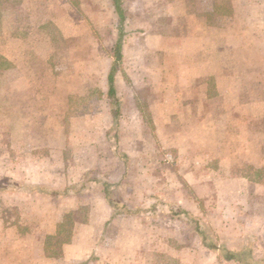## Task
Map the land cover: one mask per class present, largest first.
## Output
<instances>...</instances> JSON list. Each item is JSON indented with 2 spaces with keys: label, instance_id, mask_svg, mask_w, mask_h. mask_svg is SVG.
I'll return each mask as SVG.
<instances>
[{
  "label": "rangeland",
  "instance_id": "374dc122",
  "mask_svg": "<svg viewBox=\"0 0 264 264\" xmlns=\"http://www.w3.org/2000/svg\"><path fill=\"white\" fill-rule=\"evenodd\" d=\"M122 1V8L129 15L124 24H120L112 0H0V187L5 181L33 182L48 176L53 169H71L69 158L72 150L69 147L87 141V128L98 124L113 126L109 132L110 143L101 148V155L109 164L105 168L112 169L117 126L99 99L104 94L102 89L110 66L111 50H115L120 36L128 47L124 63L138 87L130 86V76L128 80V76L120 75L119 78H124L118 79V82L125 90L121 93L129 98L125 103L126 114L121 118L126 130H123L124 135L120 132V144L122 141L130 143L134 139L139 140L138 136L132 135L135 130V133L149 130L151 110L147 99L149 103H154L158 94H163V87H169L170 77L163 68L166 62L176 67L191 63L193 57L186 55L184 60L180 49L182 25L178 27L168 16L170 12L167 10H171L168 4L175 0ZM198 1L199 6L193 8L194 17H197L196 13L200 14L198 17L205 15L201 18L202 22L205 21L204 25H199L200 31L202 28L206 31V52L202 56L205 55L207 67L220 62L224 66L220 70L223 79L231 80V83L221 87L223 93L232 97V101L226 103L228 106L233 104L231 122H227L231 131L227 135H217L221 141L228 138L232 145L237 146L232 153H239V162L243 163V159L257 162L261 150L264 152V0ZM192 3L197 5L196 0H190ZM197 23L193 20L186 24L191 28ZM235 63L238 65L237 72L229 67ZM133 65L140 68L137 75L132 73ZM201 78L198 84L193 81V85L188 84L183 89L179 86L181 90L177 92V98L181 112L186 115L192 111V105H196L192 101L208 94L209 97L214 95L212 76L207 74L205 82H200ZM116 101L117 98L112 96V108L116 107ZM155 105L158 104L150 107ZM140 118L145 123H137ZM226 120L219 121L226 123ZM184 129H178L177 133L181 137L180 143L186 144L188 139L184 135H187V130ZM211 133L208 134L210 142L215 137ZM139 135L142 137L145 134ZM65 145L68 149H61ZM134 145L132 142L128 151L124 149L132 159L120 161L116 158L119 161L115 163L116 172L112 175L119 177L118 169H121L120 177L123 171L125 181L115 189L114 194L144 209L150 208L152 202L156 203L161 213L149 215L156 217L149 221L164 225L162 228L158 226L157 232L147 237V246L134 252L140 255L134 264H177L167 257L170 250H166L169 245L177 246L173 236L179 232L189 244L194 234L206 238L208 243L213 237H218L220 244L232 239L222 236L228 231L231 233V224L233 226L235 221L231 220V216L237 209L231 210L228 203L219 206L216 198L211 199L208 205L217 213L200 217L203 226L200 233L196 231L198 228L194 230L180 219L172 223L163 222L161 218L167 216L165 206L169 203L176 211L183 208V199L174 193L179 192L180 186L163 179V182L148 187L153 158L148 148L150 145H147L148 153L143 146L140 152ZM165 145L158 151L157 157L172 162L173 154L163 149ZM173 147L168 148L172 150ZM164 151L166 153L162 156ZM85 153L76 151L79 160L75 162V171L80 169L82 173H87L92 162H96L99 151L91 150L93 155L89 153V158ZM83 164L88 166L83 167ZM151 174L160 176V169L154 168ZM253 174H261V169H254ZM112 175L109 176L113 178ZM260 190L257 197L250 198L252 205L248 212L251 215L241 217L239 224H243L244 220L259 219L256 213L264 210V187ZM54 206L63 207V204L60 200L28 196L12 189L0 193V264H22L24 259H30V264L39 263L41 247L31 243H24L23 247L19 240L33 238L38 242L39 238L44 239L45 234L52 230L49 222L53 223L52 215L46 210L49 207L54 209ZM191 208L195 211L192 204ZM244 240L249 242V234L245 233ZM190 246V249L194 248ZM130 247L127 245L126 251L120 254H133ZM246 247L247 244L239 245L237 250H241V257L250 264L252 260ZM100 258L101 255H93L92 264H106ZM210 259L213 260V257Z\"/></svg>",
  "mask_w": 264,
  "mask_h": 264
},
{
  "label": "crops",
  "instance_id": "0c3cea01",
  "mask_svg": "<svg viewBox=\"0 0 264 264\" xmlns=\"http://www.w3.org/2000/svg\"><path fill=\"white\" fill-rule=\"evenodd\" d=\"M188 2L189 5L186 0L172 1L168 4L171 6V10L169 9L167 12H170L168 15L169 18H171L178 27L182 25L180 31V39H182L180 48L181 55L184 57V60L186 55H190L193 57L191 59L192 61L191 63L181 66L177 65L176 67L172 64H168L169 61L166 62V66L163 68H165L166 74L170 77V85L169 87L167 85L163 87V94L159 93L154 103L151 101L149 103V99H147V104L151 110V117H148L150 123L149 130H144L143 133L137 131V133L140 132L139 134L141 135L145 134L142 137L135 133V130L132 135L138 136L137 138H139V140L134 139L135 141H131L130 143L122 141L121 144L118 140L117 144L119 143L118 145L123 151H128V148L130 149L132 142H134V148L137 147L138 150L142 152L141 147L143 146L146 153H148L147 145H150L148 148L153 157L150 163L151 172L154 168H159L161 175H153L150 172L148 178L150 183L148 187L152 186V184L163 182V179L165 182L178 183L180 189L177 191L179 192L174 193L183 199V203L181 202L182 207L190 213L192 212L195 214L197 218L200 219V217L204 215L208 216L209 214L214 215L217 213L213 211V208H209L208 205L211 199L214 198L217 199L219 206L221 203H228L231 210L233 208L237 209L236 212L233 213L235 215L231 216V220L235 219L233 226L231 224V233L228 231L227 235L224 236L220 234L222 237H232V239L228 240L229 242L220 244L218 237H213L214 239L209 243L212 247H209L203 243V237L194 234L192 242L189 244L188 241L184 240L183 233L179 232L173 236L178 244L177 246H168L166 251L170 250V253H168L167 257L169 256L171 260L174 259L177 264H207V262L209 264H242L241 260L234 257V255L224 254L221 249L224 248L226 251L241 254V250H237V248L239 245L242 246L247 244L246 248L248 252H250L249 259L263 260L264 210H262V212L260 211V213H256L259 219L252 218L251 220H244L243 224H239L238 221H240V218L244 215L248 217L251 215V213L248 212L251 208L250 198L253 196L257 197V195L261 193L259 189L264 187V152L261 150L260 158L257 162L251 159H243L244 162L242 163V161L239 162V153H232L237 149V146L232 145L230 139L228 141V138H224V140L221 141V137H218L219 134L217 135V133H226L225 135H227L231 131L230 128H227V125L231 122L230 113L233 104H229L228 106L226 103L231 102L232 97L227 93H223L221 88L231 83V80L223 79L220 70H222L224 66L221 65L220 62L218 63L219 65H210L207 67L205 55L204 57L202 56V54L206 52V31L203 28L202 31H200L201 26L204 25L203 23L205 22H202L201 18H205V15L198 17L200 14L196 13L197 17H194L193 8L199 6V1L196 0L197 5H194V3L190 4V0ZM193 20H197L198 25L195 26L193 24L191 28H188L186 23ZM173 28L172 26V30ZM194 30L196 31L195 33L193 32ZM126 45L127 43L124 41L121 49L122 55L116 65L113 84L114 87H116L115 97L121 103V113L119 116V123L121 125L119 126L120 128H118L119 134L120 132L122 133L123 130H126L122 124L121 118L126 114L125 103L129 101V98L126 99L121 93L123 89L120 87L118 79L122 80L124 77L119 78L120 75L128 76V80L130 76V86L132 85L135 89L138 88L134 83L132 75H130L129 69L124 63L126 62L124 55L127 54L128 48ZM200 45H202V47H200ZM111 52L110 66L107 73H105L104 89H102L105 95L103 94V97L101 100L99 99V101L105 111L109 110L108 113L112 116L113 122L115 123L113 117V109L115 107H111L112 96L109 94V74L115 63L114 51L111 50ZM212 53H214V51H212ZM168 54L167 52V56H169ZM230 65L229 67L232 68L234 72H237L238 65L236 63L233 66ZM218 66L219 70H217ZM131 70L133 74L135 73L137 75L140 68L133 65ZM246 70H248V68ZM229 73L236 75V73L233 72ZM207 74H210L214 80V95L209 97L208 94L207 96L198 97L196 101H192V104H196L192 105V111L187 115L182 113L177 98V92L183 89V86H187L188 84L190 86L193 85V81H196L198 84V79L201 77L203 78H201L200 82H205ZM234 85H236V83H234ZM149 92H151V90H149ZM146 94L149 93L146 91ZM221 96L223 99H221ZM248 102L250 101L248 100ZM152 104L158 105L150 107ZM134 110L136 112V106ZM108 113L105 112V114ZM223 118L227 119L226 123L219 121ZM138 121L137 123H145L143 118H140ZM101 125L98 124L87 128V141L79 145L71 144L69 147V149L72 150L71 158H69L71 169L67 171H62L61 168H57V170L53 169L48 176L42 179H40V177L37 181L33 182L16 181L23 184H40L56 190H63L68 186H73L78 183H87V188H84L82 191L59 195L17 190L28 196L34 195L37 198L60 200L63 204V207L54 206V209L49 207L50 210H46L49 215H52L53 223L49 222L51 223L52 230H49L45 234L44 239L39 238L38 242L33 238L30 239L31 241L27 238H21L19 240L23 247H25L24 243H28V245L31 243L41 247L38 264H92L94 263L91 259L93 255H101L100 260L106 264H134L136 258L140 257V255L138 256L134 254V252H139L143 246H147V237L157 232L159 227L162 228L164 226H159L157 222L152 220L149 221V219L154 218L153 216L143 215L141 213L129 214L124 210H116L111 206L104 193L98 189L95 182H93L96 176H100L112 182L113 185H119L117 187L119 188L125 181L123 178L125 177L123 171V176L121 175L120 177L121 169H118L119 177H114L112 175L116 172L114 170L116 166L115 163L117 164L119 161L113 149L112 169L108 170L105 168V165L107 167L109 164L107 165L106 157L101 155V148L107 143H110L111 138L109 132H111L113 126L105 127ZM228 126H230V124ZM181 128H185V131L187 130V135H184L185 138L188 139L186 144L180 143L181 137H179L177 132L179 131L178 129ZM134 129L136 128L134 127ZM81 131L82 130H79L78 132ZM210 133L215 136L212 142L208 141V134ZM163 134H165L164 137ZM122 135H124V132ZM158 138L162 140V142H160ZM164 143L166 145L163 149H165L167 153L172 152L173 154L174 160L172 162L165 160V158L162 160L160 157H157V153L161 151ZM66 145L61 147V149H68ZM171 146H174L175 149L174 147L172 150L168 148ZM109 149L111 150V148ZM91 150L99 151L98 158L95 163L92 162L91 169L87 173H82L80 169L75 171V162L79 160V158H76V151L79 153L86 151L85 155L88 154L89 158ZM166 152L164 151L161 155L163 156ZM127 154L129 155V159H132V156L129 153ZM91 155L93 154L91 153ZM178 155L182 156L179 157ZM80 161L82 162V159ZM104 161H106V164ZM88 165L83 164V167H87ZM127 166H129V164ZM254 169H261V174L255 176L253 174ZM109 175H112L113 178ZM13 180L15 181L16 179ZM191 204L195 207V211L191 208ZM212 204L214 205V203ZM260 216L262 218H260ZM162 221L164 222V220ZM165 222L172 223V221L168 220H165ZM201 223L200 221L198 230H202L203 228ZM212 227L215 229L216 225H212ZM65 229L70 232L63 235V232L66 231ZM180 229L183 230V227L181 226ZM245 233L249 234V242L244 240ZM162 235L165 237L164 234ZM150 244L151 243H149V245ZM127 245L131 246L130 249L133 251V254L127 256L120 254L121 251H126L125 247ZM190 245L194 248L190 249ZM153 250H156V248ZM174 251L176 253H173ZM209 251L212 254L209 253ZM210 257H213V260H211ZM22 262V264H30V259H24Z\"/></svg>",
  "mask_w": 264,
  "mask_h": 264
},
{
  "label": "trees",
  "instance_id": "16d2710c",
  "mask_svg": "<svg viewBox=\"0 0 264 264\" xmlns=\"http://www.w3.org/2000/svg\"><path fill=\"white\" fill-rule=\"evenodd\" d=\"M122 2H123L122 0H112V3L114 5V9L119 16L120 24H124V22L126 23L127 17L129 16L128 14L126 15V12L122 8V5H121ZM121 29H122V27H121ZM121 34H123V33H121ZM122 44H123V38L120 36V38L118 39V41H116V44L114 46L115 50H114L113 54L115 56V63H114L113 68L109 74V82H110V86H109V92L110 93L109 94H110V96H115V94H116V87H114L113 84H114V79H115L116 65H117V62L120 60L121 55H122L121 54ZM116 103H117L116 107L113 109V117H114V121H115L116 126H117L116 141H115V150H116L115 156L121 161V160H127L129 158V155L125 151L120 149V146L117 144V141L119 140V136H120V134L118 132V130H119L118 128H120L119 126L121 125L119 123V120H120L119 116L121 113V103L119 102V100H117ZM93 182H95L98 189L104 193V195L106 196V198L109 201V203L111 204V206L114 207L116 210H119V211L124 210L125 212H127L129 214L141 213L143 215H154V216H157L161 213V211L158 212V206H156V203L152 202L150 208L144 209V207H141L139 205L127 202V201H125V199L117 198L118 196H116L114 194V192H115V189H117V187L119 185H117V184L113 185L112 182L107 181L103 177L96 176L95 179L93 180ZM84 188H87L86 182L78 183V184H75L73 186H68L67 188H64L63 190H56L54 188H50L48 186H44V185H40V184H23V183L11 180V181H5L1 184L0 193L4 190L12 189V190H23L25 192H42V193H48V194H53V195H59V194H65V193H69V192H79V191H82ZM165 211H166L165 214L167 216L164 217V215H163L164 218H161L162 220L174 221V220L180 219L183 221L184 224H186L190 228L194 227V230L197 229L198 226H200L201 220L199 218L193 216L188 210H186L184 208H181L178 211H176L172 207V204L169 203L167 206H165ZM180 216H182V217H180ZM154 218H156V217H154ZM196 231L201 232L202 230H196ZM68 232H70V231L66 230L65 232H63V235L68 233ZM65 239H67V238H65ZM205 239L206 238L203 237V241H204L203 243H205L209 247H212L208 243V241ZM245 249L246 248H244V250ZM221 251H223V253L227 254V255H234V257L241 260L242 264H249V263L245 262L246 260H244L245 258L241 257V254H235V253H232L231 251H226L224 248H222ZM247 252H248V250H247ZM248 253H250V252H248ZM262 263H264V259L263 260H252V263H250V264H262Z\"/></svg>",
  "mask_w": 264,
  "mask_h": 264
}]
</instances>
